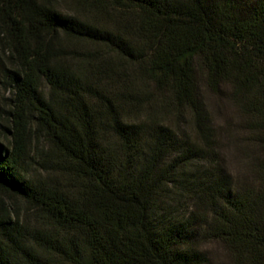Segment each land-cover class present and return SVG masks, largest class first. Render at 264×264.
<instances>
[{"label":"trees","instance_id":"trees-1","mask_svg":"<svg viewBox=\"0 0 264 264\" xmlns=\"http://www.w3.org/2000/svg\"><path fill=\"white\" fill-rule=\"evenodd\" d=\"M74 6L0 0V264H264V0Z\"/></svg>","mask_w":264,"mask_h":264},{"label":"rangeland","instance_id":"rangeland-1","mask_svg":"<svg viewBox=\"0 0 264 264\" xmlns=\"http://www.w3.org/2000/svg\"><path fill=\"white\" fill-rule=\"evenodd\" d=\"M55 5L57 7H59V9L63 10L64 12H71L74 9V0H54ZM5 51H3L0 48V138L3 140V142L7 143L6 140H8V134L6 133V131L4 130V128L2 126L7 125V113L6 110L10 107V101H9V96H10V91L7 88V84H6V79L4 76V69L9 66L10 63V59L7 55L8 51L6 49H4ZM42 86L45 87V82L42 81ZM204 95V101L206 103H210L212 100V96L210 94H208L207 92L203 93ZM136 116V114H134ZM146 114H144L143 116H145ZM129 117H133V114H129ZM217 118H219L217 116ZM219 120V119H216ZM42 144H45V139H42ZM198 162L197 161H192L190 164L194 165ZM5 202L9 205L10 210L11 211H15V210H19L21 217H26V218H31L34 217L31 212L29 213L26 210V203L24 202V200H22L21 198H18L17 196H12V195H8L4 197ZM169 203H173L175 204V208L177 209V211L182 212L185 208V206L187 205L185 201H183V199H177V197L174 194H169L168 198H167ZM33 220V219H32Z\"/></svg>","mask_w":264,"mask_h":264}]
</instances>
